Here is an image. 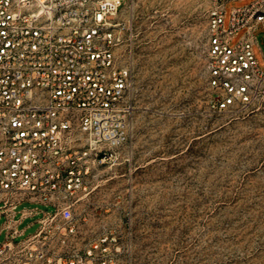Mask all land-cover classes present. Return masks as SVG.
I'll list each match as a JSON object with an SVG mask.
<instances>
[{
    "label": "built area",
    "instance_id": "2783aa9c",
    "mask_svg": "<svg viewBox=\"0 0 264 264\" xmlns=\"http://www.w3.org/2000/svg\"><path fill=\"white\" fill-rule=\"evenodd\" d=\"M127 1L0 0V264H116L119 240L94 234L84 208L96 168L127 142L135 113L131 72L118 58L116 20ZM242 1L212 0L209 106L217 114L264 110L254 37L264 0L232 10L225 27L226 5ZM24 204L50 211L20 212ZM36 217L26 238L19 226Z\"/></svg>",
    "mask_w": 264,
    "mask_h": 264
},
{
    "label": "rangeland",
    "instance_id": "374dc122",
    "mask_svg": "<svg viewBox=\"0 0 264 264\" xmlns=\"http://www.w3.org/2000/svg\"><path fill=\"white\" fill-rule=\"evenodd\" d=\"M256 1L228 3L226 29L232 10ZM211 12L212 0H128L116 20L135 113L84 208L94 234L119 240L116 264H264V110H210ZM254 37L264 69L263 26ZM34 208L50 211H19ZM37 220L19 231L34 235Z\"/></svg>",
    "mask_w": 264,
    "mask_h": 264
}]
</instances>
